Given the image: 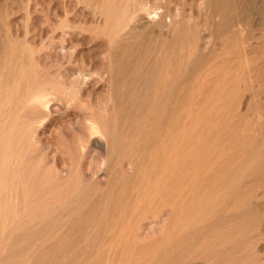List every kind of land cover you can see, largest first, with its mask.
I'll return each instance as SVG.
<instances>
[{
	"label": "rangeland",
	"instance_id": "obj_1",
	"mask_svg": "<svg viewBox=\"0 0 264 264\" xmlns=\"http://www.w3.org/2000/svg\"><path fill=\"white\" fill-rule=\"evenodd\" d=\"M2 48L18 61L0 65V120L14 105L5 101L6 82L25 87L16 78L21 66L60 87L69 115L101 96L91 87L104 84L99 62L108 67L125 55L147 62L150 89L166 65L194 87L179 105V188L168 180L169 209L159 217L142 209L125 226L117 241L125 238L127 248H56L50 261L36 243L75 240L57 233V196L47 197L63 181L26 185L11 200L0 186V264H264V0H0ZM143 73L137 68L142 82ZM57 120L39 137L50 157L59 146L54 130L68 125Z\"/></svg>",
	"mask_w": 264,
	"mask_h": 264
},
{
	"label": "bare ground",
	"instance_id": "obj_2",
	"mask_svg": "<svg viewBox=\"0 0 264 264\" xmlns=\"http://www.w3.org/2000/svg\"><path fill=\"white\" fill-rule=\"evenodd\" d=\"M9 58L18 61L2 48L0 65ZM109 63L106 67L99 62V77L104 84L90 85L92 92L101 96H92L70 115L63 108L60 87L45 84L40 74L27 67L21 66L16 77L25 86L23 90L18 89L15 80H11L10 87V80L6 82L5 101L14 105L0 120V156L6 154L0 159V186L4 193L11 200L26 185L63 181L47 197L57 196L54 203L62 219L57 233L73 234L75 240L48 239L36 243L50 261L55 260L54 253L59 251L56 248L75 253L83 248L101 249L109 243L115 248H127V244L122 246L125 238L117 241V236H126L125 226L142 209L155 217L169 209L162 202L168 180L173 190L179 188V105L181 93L194 84H185L180 72L166 65L165 70L156 73L155 88L150 89L147 77L151 71L144 60L136 63L125 55L123 61L113 58ZM10 64L8 61L6 69ZM142 66L143 82L136 75L137 68ZM18 113L22 116L15 123L13 118ZM71 116L72 120H66ZM55 117L66 120L68 125L64 127L61 122L54 130L59 146L50 157L52 147L39 137L44 124ZM30 131H35V151L29 149ZM3 140L8 143H2ZM82 161H88V169L80 168ZM170 211L174 213L173 208ZM52 215L59 220L58 214ZM64 225L66 228L62 229ZM8 229L3 226V231ZM47 233L51 236L52 230ZM86 237L92 239V246Z\"/></svg>",
	"mask_w": 264,
	"mask_h": 264
}]
</instances>
